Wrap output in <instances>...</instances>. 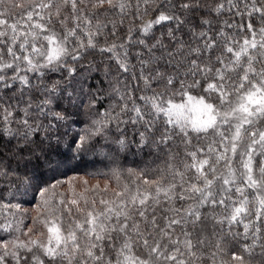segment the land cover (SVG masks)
<instances>
[{
  "label": "snow or ice",
  "instance_id": "snow-or-ice-1",
  "mask_svg": "<svg viewBox=\"0 0 264 264\" xmlns=\"http://www.w3.org/2000/svg\"><path fill=\"white\" fill-rule=\"evenodd\" d=\"M0 264H264V0H0Z\"/></svg>",
  "mask_w": 264,
  "mask_h": 264
},
{
  "label": "trees",
  "instance_id": "trees-1",
  "mask_svg": "<svg viewBox=\"0 0 264 264\" xmlns=\"http://www.w3.org/2000/svg\"><path fill=\"white\" fill-rule=\"evenodd\" d=\"M91 157H86V161H90ZM136 161V163H133ZM75 163V162H73ZM148 163L147 157L142 156H129L126 161H124L125 167H139L144 168L145 164ZM108 169L101 163H87L81 164L79 167H69L67 171H63L62 173L54 174L46 178L45 183L51 184L55 180L66 181L63 184H58L55 192L57 195L63 193L65 198H71L73 195V189L77 194L83 191L85 187L82 183V178L87 179L88 187L91 188L92 185L97 183L100 184L101 189L103 188L108 177H105L104 173H107ZM112 183L115 184L116 180L114 177L111 178ZM69 184L72 185V188L69 187ZM43 186V185H42ZM52 190L50 189L49 194H51ZM110 194V193H109ZM32 193L30 192L28 196L23 197L24 200H30L31 204H25L24 207L29 209V217L27 219V223H32V217L37 215L36 206L40 203L41 197L36 194L35 200L32 199ZM99 196V194H97ZM91 198V194H89V199ZM19 199V197H18Z\"/></svg>",
  "mask_w": 264,
  "mask_h": 264
}]
</instances>
